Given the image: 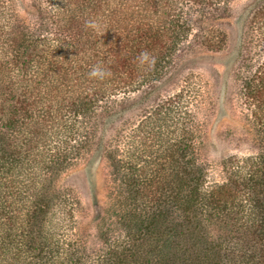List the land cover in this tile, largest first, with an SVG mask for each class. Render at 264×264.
Masks as SVG:
<instances>
[{
    "label": "trees",
    "instance_id": "obj_1",
    "mask_svg": "<svg viewBox=\"0 0 264 264\" xmlns=\"http://www.w3.org/2000/svg\"><path fill=\"white\" fill-rule=\"evenodd\" d=\"M226 1L0 0V264H264V63L242 77L258 152L226 165L224 180H206L184 137L155 148L153 124L122 138L134 144L150 137L147 153L155 152L143 165L111 140L157 106L156 91L177 69L179 41L226 12ZM244 7L248 26L264 19V0ZM197 36L210 49L219 40L213 29ZM96 66L110 75L90 77ZM118 92L127 99L95 106ZM82 116L91 118L89 127L78 121L74 130ZM59 125L65 138L54 141ZM80 155L87 163L105 160L114 184L94 220L110 222L95 252H87L77 220L62 218L74 207L68 199L80 204L76 187L60 178Z\"/></svg>",
    "mask_w": 264,
    "mask_h": 264
},
{
    "label": "rangeland",
    "instance_id": "obj_2",
    "mask_svg": "<svg viewBox=\"0 0 264 264\" xmlns=\"http://www.w3.org/2000/svg\"><path fill=\"white\" fill-rule=\"evenodd\" d=\"M32 1L38 0H24L26 6ZM249 1L227 0L223 3L228 8L226 12L222 10L215 18L209 16L203 24L196 23L192 33L179 41L175 51L177 69L156 91V95L160 93L158 96L160 103L157 102V106L163 113L159 114L157 106H153L136 117L133 124L117 128L111 139L112 144L121 146L127 157L131 158V162L140 161L143 157L144 159L140 161L143 165L145 160L148 162L152 159L146 157L155 152L151 147V151L147 153L150 145L153 144L159 149L164 145L171 147L184 137L183 140L188 141L198 163L205 166L206 180L215 182L224 180L225 166L230 162L245 164L248 157L257 154L258 126L253 115V106L245 101L242 93L244 81L242 77L253 74L264 63V19L255 20L248 26L244 6ZM193 9V17L200 18L201 12ZM22 13L24 11L20 9L19 14L24 15ZM205 28L213 29L219 36L212 49L200 42L197 36V34L200 36L202 29ZM238 51H243L240 60L236 57ZM235 60L239 62L236 64ZM141 91L142 89L131 92L127 96L130 97V101L136 100ZM111 98L98 101L95 106L116 105L127 99L126 94L121 92ZM72 119L61 118L60 123H64L65 120L74 122V118ZM90 119L88 116L79 117L75 121L77 124L74 130L78 128V121H83V126H87ZM143 123L153 124L151 127L155 130V139H151L152 144L150 137L142 140L143 137L140 136L134 144L122 140L126 134L128 136L134 134L135 127ZM59 126L54 127L52 133L54 141L60 134L62 139L65 138L66 129L63 125ZM83 126L80 131H87L89 125L84 129ZM159 128L163 130L166 138L160 136L158 140L156 139V131ZM52 135L49 134L47 139L50 140ZM117 138L120 140H115ZM81 156L74 159V165L60 177L61 182L76 187L80 198L78 207L71 202L72 198L68 199L69 205L74 207L68 212L67 217L62 218L64 223L69 216L71 223L77 220L78 225L75 224L77 232L87 238L90 247L87 252H95L105 245L106 240H101L105 236L102 233L106 229V222H110L104 219L96 222L94 220L100 216L101 209L108 203L109 190L114 184L111 185L109 180L111 177L107 175L109 170L105 160L98 158L87 163L85 157ZM108 215L109 213L105 214ZM114 235L107 237L111 239Z\"/></svg>",
    "mask_w": 264,
    "mask_h": 264
},
{
    "label": "clouds",
    "instance_id": "obj_3",
    "mask_svg": "<svg viewBox=\"0 0 264 264\" xmlns=\"http://www.w3.org/2000/svg\"><path fill=\"white\" fill-rule=\"evenodd\" d=\"M141 63L146 61L148 59V54L146 52H142L139 57ZM105 75H110V73L105 72L100 67L96 66L93 67V69L90 71L89 76L90 77H100L103 78Z\"/></svg>",
    "mask_w": 264,
    "mask_h": 264
}]
</instances>
